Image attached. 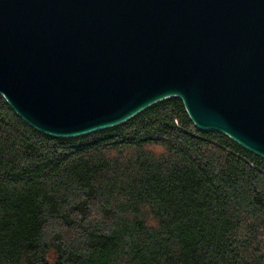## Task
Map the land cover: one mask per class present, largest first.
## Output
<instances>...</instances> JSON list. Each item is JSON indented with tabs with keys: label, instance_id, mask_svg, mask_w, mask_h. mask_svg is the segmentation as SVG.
<instances>
[{
	"label": "trees",
	"instance_id": "16d2710c",
	"mask_svg": "<svg viewBox=\"0 0 264 264\" xmlns=\"http://www.w3.org/2000/svg\"><path fill=\"white\" fill-rule=\"evenodd\" d=\"M0 264H264V160L178 98L59 139L0 96Z\"/></svg>",
	"mask_w": 264,
	"mask_h": 264
},
{
	"label": "water",
	"instance_id": "95a60500",
	"mask_svg": "<svg viewBox=\"0 0 264 264\" xmlns=\"http://www.w3.org/2000/svg\"><path fill=\"white\" fill-rule=\"evenodd\" d=\"M0 96L59 139L178 98L264 160V0H0Z\"/></svg>",
	"mask_w": 264,
	"mask_h": 264
},
{
	"label": "rangeland",
	"instance_id": "374dc122",
	"mask_svg": "<svg viewBox=\"0 0 264 264\" xmlns=\"http://www.w3.org/2000/svg\"><path fill=\"white\" fill-rule=\"evenodd\" d=\"M53 258H54V255H53V253H51V254L49 255V260L52 262Z\"/></svg>",
	"mask_w": 264,
	"mask_h": 264
},
{
	"label": "bare ground",
	"instance_id": "6f19581e",
	"mask_svg": "<svg viewBox=\"0 0 264 264\" xmlns=\"http://www.w3.org/2000/svg\"><path fill=\"white\" fill-rule=\"evenodd\" d=\"M199 130V129H198ZM201 131V130H200Z\"/></svg>",
	"mask_w": 264,
	"mask_h": 264
}]
</instances>
